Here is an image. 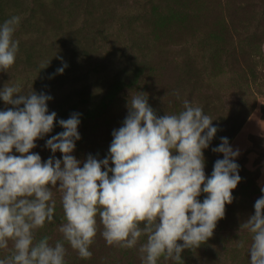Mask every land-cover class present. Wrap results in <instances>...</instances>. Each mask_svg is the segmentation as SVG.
<instances>
[{
    "label": "rangeland",
    "instance_id": "rangeland-1",
    "mask_svg": "<svg viewBox=\"0 0 264 264\" xmlns=\"http://www.w3.org/2000/svg\"><path fill=\"white\" fill-rule=\"evenodd\" d=\"M12 16L20 17L19 51L15 65L0 71V88L10 82L24 94L53 98L48 107L57 123L33 150L42 161L52 156L46 140L63 131L58 121L72 113L81 114L73 155L103 159L113 130L128 115L130 96L147 94L159 116L178 114L188 100L218 128L204 152L206 176L223 158L211 149L227 137L240 151L242 179L213 236L185 250L179 264H250L251 234L240 227L264 194V0H0V23ZM62 64L68 65L64 73L53 75ZM9 107L0 100V111ZM55 199L54 220L36 239L63 242L66 264H142L138 248L146 238L134 249L109 246L102 225L92 256L82 259L59 232L64 213L58 193ZM11 252L10 242L0 259ZM158 264L177 262L161 258Z\"/></svg>",
    "mask_w": 264,
    "mask_h": 264
},
{
    "label": "clouds",
    "instance_id": "clouds-1",
    "mask_svg": "<svg viewBox=\"0 0 264 264\" xmlns=\"http://www.w3.org/2000/svg\"><path fill=\"white\" fill-rule=\"evenodd\" d=\"M19 24L18 16L0 23V71L16 63ZM52 99L43 92L24 94L10 82L0 88V100L13 106L0 111V250L12 245L0 264H66L63 242L36 239L37 230L54 220L56 193L64 213L59 232L82 259L92 256L99 225L109 246L134 249L146 238L138 248L142 264L161 258L179 264L185 250L213 236L241 183L240 151L221 137L211 150L223 158L206 176L204 152L218 128L200 106L184 100L178 114L159 116L147 94L130 96L128 115L113 130L106 158L89 154L86 160L73 155L81 140V114L72 113L58 121L63 131L46 140L52 156L42 161L33 150L57 123L48 107ZM254 209L240 231L251 234L250 264H264V194Z\"/></svg>",
    "mask_w": 264,
    "mask_h": 264
},
{
    "label": "trees",
    "instance_id": "trees-1",
    "mask_svg": "<svg viewBox=\"0 0 264 264\" xmlns=\"http://www.w3.org/2000/svg\"><path fill=\"white\" fill-rule=\"evenodd\" d=\"M188 264H193V262L192 261H189V263Z\"/></svg>",
    "mask_w": 264,
    "mask_h": 264
}]
</instances>
